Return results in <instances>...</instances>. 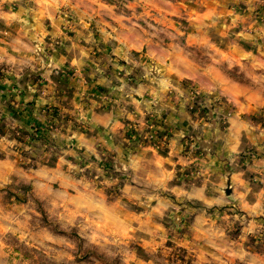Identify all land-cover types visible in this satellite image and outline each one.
Listing matches in <instances>:
<instances>
[{
	"label": "rangeland",
	"instance_id": "1",
	"mask_svg": "<svg viewBox=\"0 0 264 264\" xmlns=\"http://www.w3.org/2000/svg\"><path fill=\"white\" fill-rule=\"evenodd\" d=\"M214 9L0 0V264H264V0Z\"/></svg>",
	"mask_w": 264,
	"mask_h": 264
},
{
	"label": "crops",
	"instance_id": "2",
	"mask_svg": "<svg viewBox=\"0 0 264 264\" xmlns=\"http://www.w3.org/2000/svg\"><path fill=\"white\" fill-rule=\"evenodd\" d=\"M223 0H213V5L215 6V9L213 10V20H216V18L217 17H219L221 14H223V13H225V12H221V9H222V5L223 6H226V7H228L229 8V5H231V2H233L234 0H225L226 1V3H223L222 2ZM217 4H219L220 6H218ZM100 7L102 8L101 9V11H109V12H111V13H113L114 12V10L112 9V7L111 6H109V5H107V4H99V13H102L101 11H100ZM38 9H33V11L35 12V13H40V14H42V12H43V10L46 8V9H48V6H46V7H44V6H42V7H37ZM104 11V12H105ZM86 15H88V18H89V13L87 12V11H85V13H83V16H85L86 18H87V16ZM111 16L113 17V18H115V19H117L118 21H120V18L121 17H119V16H117L116 17V15H114V14H111ZM87 18V19H88ZM52 21H53V30H52V32H53V34L55 35H60V29H62V24H63V17L61 16V15H59V16H56V17H54V18H52ZM232 21L233 22H236L237 21V19H236V17H234V18H232ZM39 22V21H38ZM98 22V24H99V26L101 27L100 28V30L104 33V32H108V30H107V27L106 26H112L113 28V30L116 32V29H117V32H116V34H115V36L113 37L114 39H115V43L118 45L119 44V42H123L122 40H124L125 39V42L126 43H128V44H132L133 46L135 45V43H138L139 45H141L143 42H146L147 40H145V41H142V39L140 40V39H136V40H130V38L129 39H127L128 38V35L127 34H123L121 31H118V29L119 28H117V27H115V25L114 24H112V22H108V21H103V20H100V21H97ZM120 22H122V21H120ZM108 23V25H105V24H107ZM79 24L80 23H77V25H76V27H75V30L76 31H78V34H81V32H82V34L83 35H87V33H89V32H91L90 30H86V29H83V28H80L79 29ZM80 26H81V24H80ZM83 26H85V25H82V27ZM87 27V26H86ZM81 30V31H80ZM55 35V36H56ZM86 39L87 40H93V38H91V36L88 34L87 36H86ZM69 44H72L71 46H68L67 45V48H68V51L65 53V54H62L61 55V57H60V55H59V52H58V50H56L55 51V53H54V55L52 56V58H53V61H54V63L55 64H62V62H63V58L64 59H70L72 62L71 63H73V64H76V66H84L89 60H91V58H90V49H89V47H84V46H82L81 44H78V42L75 40V41H73V43H69ZM5 51V50H4ZM160 56H163V57H165V54L164 53H162V52H160ZM174 55V58H175V61L178 59V61L180 62V63H182V64H184V66H187V59H186V57H184L182 54H179V53H175V54H173ZM89 56V57H88ZM19 58H20V61L19 62H26L27 61V58L26 57H24V56H22L21 54H20V56H19ZM162 58V57H161ZM174 61V62H175ZM83 64V65H82ZM173 68H175L174 66H173ZM179 69V68H178ZM183 71V70H182ZM52 72V71H51ZM179 72V71H178ZM169 78L168 77H164L163 79H162V85H167V84H169ZM56 84V83H55ZM0 87H6L5 85H0ZM50 87H53V86H50ZM88 141H91V139L90 138H88ZM88 147H90L91 148V146L90 145H88Z\"/></svg>",
	"mask_w": 264,
	"mask_h": 264
}]
</instances>
